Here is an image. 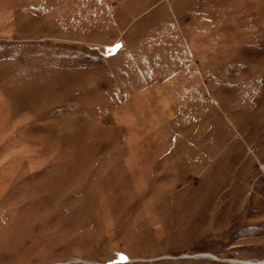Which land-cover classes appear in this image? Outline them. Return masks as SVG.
<instances>
[{
	"label": "rangeland",
	"instance_id": "obj_1",
	"mask_svg": "<svg viewBox=\"0 0 264 264\" xmlns=\"http://www.w3.org/2000/svg\"><path fill=\"white\" fill-rule=\"evenodd\" d=\"M264 0H0V264L264 260Z\"/></svg>",
	"mask_w": 264,
	"mask_h": 264
},
{
	"label": "bare ground",
	"instance_id": "obj_2",
	"mask_svg": "<svg viewBox=\"0 0 264 264\" xmlns=\"http://www.w3.org/2000/svg\"><path fill=\"white\" fill-rule=\"evenodd\" d=\"M264 168V165H263ZM248 264H264V260L258 262H248Z\"/></svg>",
	"mask_w": 264,
	"mask_h": 264
}]
</instances>
